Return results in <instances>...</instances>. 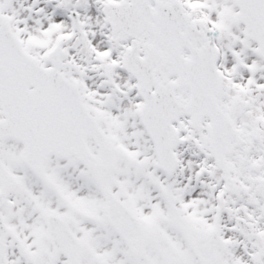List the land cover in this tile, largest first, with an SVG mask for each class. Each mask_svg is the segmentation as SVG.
<instances>
[{"label": "snow or ice", "instance_id": "obj_1", "mask_svg": "<svg viewBox=\"0 0 264 264\" xmlns=\"http://www.w3.org/2000/svg\"><path fill=\"white\" fill-rule=\"evenodd\" d=\"M0 264H264V0H0Z\"/></svg>", "mask_w": 264, "mask_h": 264}]
</instances>
